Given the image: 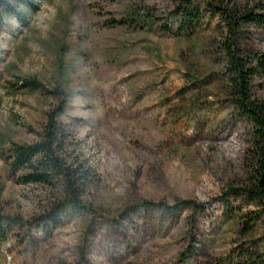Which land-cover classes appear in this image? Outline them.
Masks as SVG:
<instances>
[{
  "label": "rangeland",
  "instance_id": "rangeland-1",
  "mask_svg": "<svg viewBox=\"0 0 264 264\" xmlns=\"http://www.w3.org/2000/svg\"><path fill=\"white\" fill-rule=\"evenodd\" d=\"M31 1L36 13L18 6L26 25L12 17L0 27V264H264V208L228 192L255 175L254 129L230 95L223 50L229 41L262 54L264 31L231 34L200 0L183 30L172 22L180 0ZM18 79L62 90L65 153L94 170L82 208L57 227L45 215L59 183L18 184L3 157L9 142L40 139L60 99ZM250 84L264 104V77ZM180 201L205 209L153 206Z\"/></svg>",
  "mask_w": 264,
  "mask_h": 264
},
{
  "label": "trees",
  "instance_id": "trees-1",
  "mask_svg": "<svg viewBox=\"0 0 264 264\" xmlns=\"http://www.w3.org/2000/svg\"><path fill=\"white\" fill-rule=\"evenodd\" d=\"M200 1L211 7L212 13L218 15L225 22L231 34H234L243 25H250L264 31V7L247 8L237 13L216 5L213 0ZM192 2L193 0H180V4L176 8L177 14L172 19V22H177L182 30L187 29L195 19L197 20L188 7ZM19 5L26 6L32 13L38 11V6L31 0H0V27L3 26L6 19L12 17L21 25H26V16L18 9ZM223 50L227 55L226 73L228 74L227 86L230 88V95L238 109L251 121L254 129L251 139V157L253 160L252 172L255 175L247 187L238 189L230 187L228 192L235 199H245L248 204L256 203L264 208V104L253 99L250 90V81L255 76L264 77V53L248 52L245 54L233 42L229 41L223 44ZM16 85L19 89L28 92L46 91L47 94L60 99L58 105L46 113V123L40 139L27 145L9 142L3 157L10 170L15 174L18 184L54 187L55 182L59 183L61 188L59 199L53 198V203L45 215V218L57 227L60 224V217L64 218L69 208L71 210L82 208L80 201L93 184L94 170L79 157L70 159L69 155L65 153L66 132L64 125L58 120L65 107L62 90L55 87L48 91L41 82L35 79H18ZM222 203L225 209H228V199H222ZM153 206H163L162 210L169 212H177L186 208H191L194 212L205 209V205L192 201H180L174 206H165L161 203ZM5 220L0 215V240L5 239L3 230Z\"/></svg>",
  "mask_w": 264,
  "mask_h": 264
}]
</instances>
